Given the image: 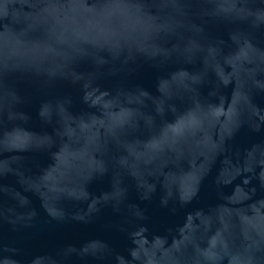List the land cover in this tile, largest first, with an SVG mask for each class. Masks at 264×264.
<instances>
[{
  "label": "water",
  "instance_id": "obj_1",
  "mask_svg": "<svg viewBox=\"0 0 264 264\" xmlns=\"http://www.w3.org/2000/svg\"><path fill=\"white\" fill-rule=\"evenodd\" d=\"M0 264H264V0H0Z\"/></svg>",
  "mask_w": 264,
  "mask_h": 264
}]
</instances>
